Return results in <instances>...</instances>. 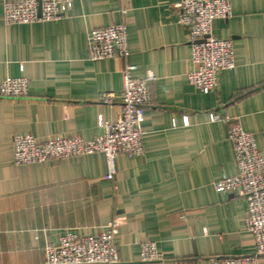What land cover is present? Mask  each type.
Here are the masks:
<instances>
[{
  "label": "crops",
  "instance_id": "1",
  "mask_svg": "<svg viewBox=\"0 0 264 264\" xmlns=\"http://www.w3.org/2000/svg\"><path fill=\"white\" fill-rule=\"evenodd\" d=\"M180 1L75 0L61 20L8 25L0 0V84L30 82L27 97L0 96V264H44L46 245L65 232L95 235L113 219L122 222L119 264H217L255 253L245 199L215 189L237 167L228 125L210 115L240 123L264 153V0H230L233 16L214 22L213 34L234 42L236 69L221 72L212 91L188 80L189 34L174 7ZM120 23L129 58L91 61L89 33ZM127 63L137 66V78L156 77L143 157L118 156L112 180L103 154L15 164L16 134L38 143L89 141L102 134V120L117 121ZM101 92H113L115 102L99 103ZM145 242H155L164 260L142 262Z\"/></svg>",
  "mask_w": 264,
  "mask_h": 264
},
{
  "label": "built area",
  "instance_id": "2",
  "mask_svg": "<svg viewBox=\"0 0 264 264\" xmlns=\"http://www.w3.org/2000/svg\"><path fill=\"white\" fill-rule=\"evenodd\" d=\"M4 21L8 25L36 24L61 20L75 0H1ZM179 11V22L189 34L192 69L188 80L201 91L215 90L223 71L236 69L233 40H222L213 34L216 20L233 16L230 0H181L174 5ZM126 14V10L122 11ZM89 59L93 62L129 58L128 30L124 23L92 30L89 35ZM137 66L127 63L123 72L124 87L120 95L122 112L115 122L101 121L102 134L93 140L79 137H55L38 143L31 134H16L13 138L14 162L17 166L59 162L94 154H103L108 165L107 180L116 174L115 160L120 155L143 157V122L151 102L150 83L156 77L149 73L137 78ZM29 80L7 78L0 84L3 98L28 96ZM116 95L101 92L98 102L112 105ZM211 121L228 125L237 173L215 183L218 192L236 191L247 204L246 230L255 240L256 251L251 255L216 258L217 264H253L264 258V153L258 148L253 133L246 132L240 123L228 116L211 114ZM122 222L113 219L95 235H84L77 230L65 232L57 243L47 244L44 264H119L116 236ZM164 257L155 242L141 244L142 262H159Z\"/></svg>",
  "mask_w": 264,
  "mask_h": 264
}]
</instances>
